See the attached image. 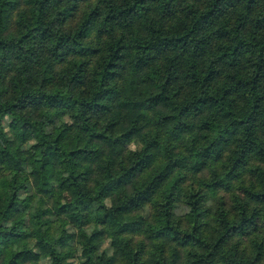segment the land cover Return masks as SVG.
Instances as JSON below:
<instances>
[{"label": "trees", "instance_id": "16d2710c", "mask_svg": "<svg viewBox=\"0 0 264 264\" xmlns=\"http://www.w3.org/2000/svg\"><path fill=\"white\" fill-rule=\"evenodd\" d=\"M0 264H264V0H0Z\"/></svg>", "mask_w": 264, "mask_h": 264}, {"label": "clouds", "instance_id": "9594fccd", "mask_svg": "<svg viewBox=\"0 0 264 264\" xmlns=\"http://www.w3.org/2000/svg\"><path fill=\"white\" fill-rule=\"evenodd\" d=\"M175 95V94H174ZM175 115L176 113H172ZM128 116L127 110H125L123 113L117 111L112 114V117H115V119H112V124L119 125L120 130L113 135L112 132L109 133V135L114 138V139H119L123 140L127 138L128 143L125 146H120L118 148V159L120 162L124 165L128 164L130 161L137 159L140 155H142L143 150L145 147H147V141L149 138V131H137L136 133H133L129 136H125L126 131H131L132 127H136L139 129H149V123L145 125L146 120L151 121V127L150 129L152 130H157L159 131V136L163 140L164 137H166L169 133V129H162V124H158L160 121V117H157L155 113H150V112H143L142 110L136 114V119L135 122L131 121H125L124 118ZM170 127V125H169ZM36 140H31L29 141L28 145L25 147H30L33 144H36ZM155 147V146H154ZM163 147H167L169 149V153L173 148H175V151L179 153L180 149L183 148L182 145L177 142L176 144H167V145H162ZM107 155V154H106ZM166 158V154L164 153L163 150H161L160 153V159L163 160ZM103 203L111 208L113 206L112 200L111 199H104ZM185 212H191V208H185ZM109 245L108 243H105L103 248H101V252H104L106 249H108ZM113 253L111 251L108 252V256H112Z\"/></svg>", "mask_w": 264, "mask_h": 264}, {"label": "rangeland", "instance_id": "374dc122", "mask_svg": "<svg viewBox=\"0 0 264 264\" xmlns=\"http://www.w3.org/2000/svg\"><path fill=\"white\" fill-rule=\"evenodd\" d=\"M260 227L263 228L262 224H260Z\"/></svg>", "mask_w": 264, "mask_h": 264}]
</instances>
